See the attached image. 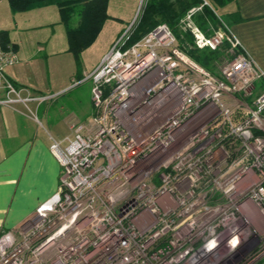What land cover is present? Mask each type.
<instances>
[{"label": "built area", "instance_id": "built-area-1", "mask_svg": "<svg viewBox=\"0 0 264 264\" xmlns=\"http://www.w3.org/2000/svg\"><path fill=\"white\" fill-rule=\"evenodd\" d=\"M142 2L85 75L94 112L51 138L58 188L0 234V264H250L264 250V72L233 36L218 77L164 22L128 44ZM203 4L181 22L214 49L222 31L190 20ZM16 60L0 39V103L44 100L9 81Z\"/></svg>", "mask_w": 264, "mask_h": 264}, {"label": "crops", "instance_id": "crops-1", "mask_svg": "<svg viewBox=\"0 0 264 264\" xmlns=\"http://www.w3.org/2000/svg\"><path fill=\"white\" fill-rule=\"evenodd\" d=\"M140 2L107 0L109 18L96 38L103 31L108 32L107 37L104 34L93 58H85L88 47L82 51L78 72L56 5L13 12L8 0H0V30L7 31V44L17 56L16 62L5 69L7 78L22 89L23 96L60 98L71 89V84L72 89L81 81L91 85L84 80L85 75L133 21ZM217 11L227 20L231 36L239 40L257 68L264 72V0H234ZM234 12L241 20L229 17ZM77 24L78 21L71 25ZM4 97L0 88V100ZM49 98L0 103V234L15 228L56 192L60 165L50 151L51 138H65L71 133V124L82 122L76 121L77 114L69 107V100Z\"/></svg>", "mask_w": 264, "mask_h": 264}, {"label": "trees", "instance_id": "trees-1", "mask_svg": "<svg viewBox=\"0 0 264 264\" xmlns=\"http://www.w3.org/2000/svg\"><path fill=\"white\" fill-rule=\"evenodd\" d=\"M200 1L203 2V0H178L175 4V1L172 0H147L141 7L127 43L130 44L139 39L158 22H164L174 32L180 48L202 67L213 72L215 63L225 55V51L230 47V42L226 40L214 49L209 46L198 48L194 42V35L178 28L185 12L193 6H197ZM232 1L234 0H209V7L207 4H203L200 10L194 13L193 22L205 36L210 37L225 20L216 15V10ZM8 3L13 12L25 11L47 4L56 5L60 12L61 22L65 26L68 51L74 57L78 72L82 63V51L93 43L104 21L109 18L106 13L107 0H8ZM74 16L78 17L76 26L71 25V19ZM157 16L160 17V21L157 20ZM229 17L233 21L241 20L237 12L231 13ZM0 39L3 46H6L8 42L6 30H0ZM235 51H240V48L237 47ZM260 80L261 83L258 86L255 84L256 88H264V80Z\"/></svg>", "mask_w": 264, "mask_h": 264}, {"label": "rangeland", "instance_id": "rangeland-1", "mask_svg": "<svg viewBox=\"0 0 264 264\" xmlns=\"http://www.w3.org/2000/svg\"><path fill=\"white\" fill-rule=\"evenodd\" d=\"M147 0H143L142 2V6L145 4ZM172 1H175L174 3L177 4V1L178 0H172ZM187 1H190V0H187ZM208 3L209 0H207ZM202 4V1L199 2V5ZM210 5H208L209 7ZM195 7V6H193ZM202 7V6H201ZM178 8V7H177ZM188 11V10H187ZM187 11L185 12L184 16L182 19L185 18L186 14H187ZM216 15L217 16H221L219 11L216 10ZM193 16L194 14H192L190 16V20L193 22ZM157 20L160 21V17L157 16L156 17ZM182 19L180 20L179 22V25H178V28L179 30L181 31H189L191 32V29L190 27L187 26V23L189 22V20H184L183 22ZM78 21V17L77 16H74L72 19H71V24H74ZM137 21V19H136ZM159 23V22H158ZM194 23V22H193ZM217 29L221 30L222 33H223V41H229L232 39L231 37V34L228 32L227 28H226V20H224V22L222 23V25H220ZM107 37V34L103 31V33H101V35L98 37V38H95V40L93 41L92 45L90 47H88L89 49L84 53L85 55V58H93L94 57V54L96 52V48L98 46H100L102 43V41H104V38H105V35ZM192 34V32H191ZM204 34V33H203ZM205 35V34H204ZM221 43V44H222ZM231 56V43H230V47H228V49L225 51V55L217 62L215 63V67L213 69V72H211L213 75L215 76H220V68L222 67V65L225 63V61ZM75 61V60H74ZM81 62H82V53H81ZM76 76V75H75ZM261 83V80L258 79L255 81V84L256 86H258L259 84ZM75 88L72 89V87L74 86V84H71V89L66 93V95H64V97H50V98H54L55 100L59 98V100H62L65 99V100H69V107L71 109H73L76 114H77V118L76 121H85L87 120L94 112V109H93V106H92V101L90 102V98H91V85L89 84L88 81H81L79 82L78 84H75ZM49 96V95H47ZM49 97H46L44 100L48 99ZM49 98V99H50ZM51 100V99H50ZM264 245V244H263ZM264 248V246H263ZM250 264H264V250L261 251V253H259V255L256 257V258H253L252 262H250Z\"/></svg>", "mask_w": 264, "mask_h": 264}]
</instances>
